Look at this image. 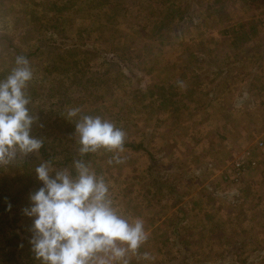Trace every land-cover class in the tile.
Masks as SVG:
<instances>
[{
	"label": "rangeland",
	"instance_id": "obj_1",
	"mask_svg": "<svg viewBox=\"0 0 264 264\" xmlns=\"http://www.w3.org/2000/svg\"><path fill=\"white\" fill-rule=\"evenodd\" d=\"M250 8L260 11L261 0H0V80L15 66L16 57L24 56L33 70L25 89L30 114L36 117L30 135L46 145L51 175L67 170L75 178L74 162L82 161L103 177L118 214L130 222L144 221L148 239L127 254L128 264H264V224H260L264 210L250 209L257 203L246 194L250 180L245 177L251 170L239 185H227L221 178L223 169L240 158L245 146L232 148L230 157L216 163L222 187H209L225 198L208 194L201 205L218 204L209 216L220 225L204 226L207 231L202 236L201 226L184 227L176 221L178 212L168 209L173 199L157 191L154 176L168 172L170 183L178 180V201L200 202L198 189L188 192L198 188V181L187 178V182L178 177L179 166L162 163L170 145L155 124L167 107L177 109L174 92L182 87L169 80L172 68L186 76L185 83L188 79L180 51L188 49V43L212 42V32L219 28L230 33L238 30ZM204 33L209 40L201 37ZM169 45H177L175 53L167 49ZM193 59L196 73L200 68L196 56ZM191 79L197 81L194 75H189ZM156 85L154 91L162 94V102L154 105L148 87ZM143 107L145 113L140 116ZM70 108L80 109L71 120L66 116ZM82 115L100 116L125 131V151L119 154L123 163L115 162L116 153L103 149L80 154L75 125ZM258 130L261 135L262 129ZM257 156L260 161L264 153ZM44 162L38 152L17 153L11 163L0 167L7 194L18 199V229L30 237L33 218L22 210L30 207V194L42 187L35 169ZM182 169L188 173L191 168ZM25 171L28 179H15ZM186 213L197 217L195 211ZM168 235L173 248H166ZM212 236L221 239L213 241ZM29 249L18 254L0 250V262L41 264ZM144 253L150 259L145 260Z\"/></svg>",
	"mask_w": 264,
	"mask_h": 264
},
{
	"label": "crops",
	"instance_id": "obj_2",
	"mask_svg": "<svg viewBox=\"0 0 264 264\" xmlns=\"http://www.w3.org/2000/svg\"><path fill=\"white\" fill-rule=\"evenodd\" d=\"M261 3L260 11L255 12L251 8L246 10V16L238 30L234 29L230 33L228 29L219 28L215 33L212 32L215 36L212 42L200 40L195 45L188 43V49L183 48L180 51V60L188 67L186 74L188 79L185 83L183 77L186 76L182 77V73L180 75L177 69L172 68L173 73L169 80L178 81L182 87L174 92L173 100H178L175 105L177 109L169 110L167 107L162 119L156 120L158 122L155 126L163 132L161 134L164 140L170 145L162 158V163L167 166L173 163L181 169L185 168V165L191 168L188 173L180 169L178 177L187 182V178L198 181V188L188 192L193 193L198 189L196 192H199L200 202L196 203L193 200L188 202L184 201V198L181 202L178 201L175 197L178 180L172 177L175 182L170 183L168 172H163L162 175L154 174L157 191L166 193L170 197L168 200L173 199L172 203L168 202V209L178 212L175 214L178 216L176 221L184 227L201 226L200 235L207 231L204 226L220 225L216 220L211 221L209 216L217 210L218 204L214 202L210 205H201L208 194L215 196L222 194L216 191L217 188L214 190L209 187H222L219 186L221 171L214 170L217 168L216 163L225 156L230 157L232 148L237 146L248 148L253 144L259 135V128L262 129L264 138V0H261ZM258 17L263 19L257 21ZM206 35L204 33L201 37L209 40ZM167 49L175 53L177 45H169ZM189 53L196 56V63L200 68L196 73L192 72L194 57L189 58L187 56ZM189 75L196 76L197 81L189 80ZM156 87L159 86L148 87L150 91L148 94L154 105L162 102V94L154 91ZM140 110V116H143L144 107ZM261 153L264 152H259ZM176 158L179 160L176 161ZM259 163V166L251 169L245 177V180H250L248 183L250 193H246L247 198L251 200L254 197L257 203L255 206L251 202L253 206L250 209L254 210L259 208L264 210V156L260 157ZM150 172L152 176L153 171ZM192 211H195L197 217L186 213ZM260 224H264V221ZM184 236L182 235L180 239ZM210 239L220 241L221 237L219 239L218 236L214 238L212 236ZM165 245L166 248L170 246L173 248L171 235H168Z\"/></svg>",
	"mask_w": 264,
	"mask_h": 264
},
{
	"label": "clouds",
	"instance_id": "obj_3",
	"mask_svg": "<svg viewBox=\"0 0 264 264\" xmlns=\"http://www.w3.org/2000/svg\"><path fill=\"white\" fill-rule=\"evenodd\" d=\"M32 79L29 61L17 56L15 66L0 80V167L11 163L17 153L27 156L42 147V140L30 135L36 117L30 114L25 89ZM79 113V108H70L66 116L71 120ZM75 133L81 155L103 149L116 153L115 162L123 163L119 154L125 151L126 133L114 122L82 115ZM73 166L75 178L67 170L51 175L49 162L35 169L42 187L30 194V207L22 210L33 218L29 244L34 258L41 264H128L127 254L148 239L144 221L130 222L118 214L103 177L82 161ZM143 258L150 259L149 254Z\"/></svg>",
	"mask_w": 264,
	"mask_h": 264
},
{
	"label": "trees",
	"instance_id": "obj_4",
	"mask_svg": "<svg viewBox=\"0 0 264 264\" xmlns=\"http://www.w3.org/2000/svg\"><path fill=\"white\" fill-rule=\"evenodd\" d=\"M54 6L55 5L52 4L50 10H53ZM42 46H44V44H42ZM131 148L134 147L131 145ZM38 154L45 162L51 164V158L44 143L38 151ZM84 156H86V154ZM21 178H29L27 171L24 172L22 177H16L15 179ZM17 203V197L8 195L6 186H4V183L0 180V243L2 242V244H0V250H6L10 254H18L31 247L29 244V240L31 239L29 234L23 233L18 229V221L16 219ZM9 204L11 205L10 210H8ZM0 264L7 263L1 261Z\"/></svg>",
	"mask_w": 264,
	"mask_h": 264
},
{
	"label": "built area",
	"instance_id": "obj_5",
	"mask_svg": "<svg viewBox=\"0 0 264 264\" xmlns=\"http://www.w3.org/2000/svg\"><path fill=\"white\" fill-rule=\"evenodd\" d=\"M264 152V138L259 135L252 144V147L246 148L240 158L234 159L221 172L222 181L225 184L239 185L247 172L255 168L259 162L257 154Z\"/></svg>",
	"mask_w": 264,
	"mask_h": 264
}]
</instances>
